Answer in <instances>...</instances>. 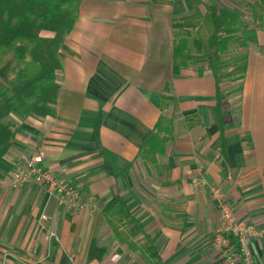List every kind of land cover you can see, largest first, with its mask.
Here are the masks:
<instances>
[{"label":"crops","instance_id":"0c3cea01","mask_svg":"<svg viewBox=\"0 0 264 264\" xmlns=\"http://www.w3.org/2000/svg\"><path fill=\"white\" fill-rule=\"evenodd\" d=\"M184 14L179 0L81 2L61 49L56 112L9 116L16 136L5 156L12 168L41 153L47 169L79 185V198L61 204L42 184L0 177V264H263L264 239H251L250 263L213 246L211 186L239 219L263 225L264 30L249 26L257 40L245 48V77L221 83L222 92L240 86L223 99L221 125L212 71L174 62L172 23ZM161 117L165 151L149 162L140 148ZM115 196L143 223L130 241L104 214ZM43 213L60 242L39 230Z\"/></svg>","mask_w":264,"mask_h":264},{"label":"trees","instance_id":"16d2710c","mask_svg":"<svg viewBox=\"0 0 264 264\" xmlns=\"http://www.w3.org/2000/svg\"><path fill=\"white\" fill-rule=\"evenodd\" d=\"M82 1L0 0V177L11 169L5 156L16 136V128L8 117H44L56 112L60 90L56 72L62 66L61 49ZM179 2L185 14L172 23L176 31L174 62L178 66L198 63L200 72L212 71L217 83L213 111L223 125L219 118L223 99L240 86L223 93L221 83L245 77L249 60L245 48L256 42V31H248L253 23H243L237 6L227 9V17L223 18V5L218 1ZM251 8L255 28L264 30V0L252 1ZM170 100L171 96L164 95L162 107H167ZM166 124L161 117L143 141L140 154L146 161H156L157 155L165 151L167 137L161 134ZM109 170L114 172L111 167ZM104 214L121 240L130 241L144 231L143 223L120 196L105 205ZM153 255L157 256L155 249Z\"/></svg>","mask_w":264,"mask_h":264},{"label":"built area","instance_id":"2783aa9c","mask_svg":"<svg viewBox=\"0 0 264 264\" xmlns=\"http://www.w3.org/2000/svg\"><path fill=\"white\" fill-rule=\"evenodd\" d=\"M43 159L41 153H35L15 164L8 172L10 185L20 187L28 182H36L45 186L50 196H56L61 204L76 202L79 198V185L52 173L43 165ZM211 195L220 209L219 223L212 237L213 246L231 263L239 259L250 263L253 257L250 241L264 239V223L257 225L246 219H239L219 187L211 186ZM48 218L46 213L41 215L39 230L49 241L60 242L59 235L45 224Z\"/></svg>","mask_w":264,"mask_h":264},{"label":"rangeland","instance_id":"374dc122","mask_svg":"<svg viewBox=\"0 0 264 264\" xmlns=\"http://www.w3.org/2000/svg\"><path fill=\"white\" fill-rule=\"evenodd\" d=\"M220 2L224 9H229L232 6H237L241 10L242 13V21L243 23H253L252 15H251V3L254 0H215ZM256 24V23H255ZM228 82V81H225ZM227 91L223 90V93H226Z\"/></svg>","mask_w":264,"mask_h":264}]
</instances>
